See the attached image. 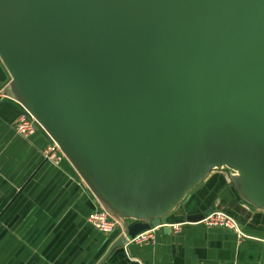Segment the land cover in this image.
<instances>
[{
    "label": "water",
    "instance_id": "95a60500",
    "mask_svg": "<svg viewBox=\"0 0 264 264\" xmlns=\"http://www.w3.org/2000/svg\"><path fill=\"white\" fill-rule=\"evenodd\" d=\"M5 98L123 220L95 264L174 215L242 227L185 208L220 170L264 211V0H0Z\"/></svg>",
    "mask_w": 264,
    "mask_h": 264
},
{
    "label": "crops",
    "instance_id": "0c3cea01",
    "mask_svg": "<svg viewBox=\"0 0 264 264\" xmlns=\"http://www.w3.org/2000/svg\"><path fill=\"white\" fill-rule=\"evenodd\" d=\"M5 101L0 105V264H95L113 240L86 221L99 201L69 162L54 166L43 158L41 130L28 138L15 132L20 105ZM225 175L224 170L214 174L185 208L197 211L217 199L218 207L234 213L257 239L238 241L227 229L189 222L179 232L155 229L153 242H128L102 264H264V211L244 202Z\"/></svg>",
    "mask_w": 264,
    "mask_h": 264
},
{
    "label": "built area",
    "instance_id": "2783aa9c",
    "mask_svg": "<svg viewBox=\"0 0 264 264\" xmlns=\"http://www.w3.org/2000/svg\"><path fill=\"white\" fill-rule=\"evenodd\" d=\"M14 129L15 132L23 138H28L37 130H41V132L46 136V143L41 149V155L43 158L54 166H60V164L64 161L68 162L66 156L61 151L58 144L45 132V130L37 123L35 118L31 116L30 113L23 107H21L20 112L15 117ZM86 221L95 229L105 234H110L115 231L122 233L124 230L123 220L101 205H99V207L96 209H93L86 216ZM189 222L192 221L180 220L168 222L166 224L173 232H179L182 226ZM193 223H201L209 228L219 227L227 229L235 234L238 241L242 240L243 238L257 239V237L244 232L234 216L220 209L208 211L200 220L193 221ZM158 228L160 227L147 229L136 235L132 240H129V242H137L138 244L153 242L154 231Z\"/></svg>",
    "mask_w": 264,
    "mask_h": 264
}]
</instances>
